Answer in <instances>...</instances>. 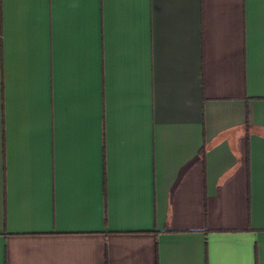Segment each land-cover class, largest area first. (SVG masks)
<instances>
[{
  "label": "crops",
  "instance_id": "1",
  "mask_svg": "<svg viewBox=\"0 0 264 264\" xmlns=\"http://www.w3.org/2000/svg\"><path fill=\"white\" fill-rule=\"evenodd\" d=\"M0 264H264V0H0Z\"/></svg>",
  "mask_w": 264,
  "mask_h": 264
},
{
  "label": "trees",
  "instance_id": "2",
  "mask_svg": "<svg viewBox=\"0 0 264 264\" xmlns=\"http://www.w3.org/2000/svg\"><path fill=\"white\" fill-rule=\"evenodd\" d=\"M203 153H204V151H203Z\"/></svg>",
  "mask_w": 264,
  "mask_h": 264
}]
</instances>
